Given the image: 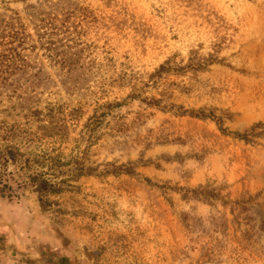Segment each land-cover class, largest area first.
<instances>
[{
  "label": "rangeland",
  "instance_id": "374dc122",
  "mask_svg": "<svg viewBox=\"0 0 264 264\" xmlns=\"http://www.w3.org/2000/svg\"><path fill=\"white\" fill-rule=\"evenodd\" d=\"M0 134V264H264V0H0Z\"/></svg>",
  "mask_w": 264,
  "mask_h": 264
},
{
  "label": "trees",
  "instance_id": "16d2710c",
  "mask_svg": "<svg viewBox=\"0 0 264 264\" xmlns=\"http://www.w3.org/2000/svg\"><path fill=\"white\" fill-rule=\"evenodd\" d=\"M3 3L6 4L7 1H3ZM120 105H121L120 103H115V106H120ZM107 107H113V106L112 104H108ZM106 114L107 112L106 113L102 112L100 114H97L96 112L89 121L95 120L97 122H101L102 119L106 116ZM190 114L191 116H202L196 112H191ZM88 124L89 125L87 127L90 126V122ZM220 128L221 130L225 131L223 127ZM235 135L241 139H247L246 134L235 133ZM22 156H23L22 153L16 147L5 143L3 135L0 134V194L4 195L6 193H11V188L8 185V179L7 177H5L6 175L3 173L4 171H6V168L10 162L18 163L19 165L23 167L26 166L28 168L29 165L28 163L25 162ZM41 165H43V168L46 169V171H50V172H52L57 167V164L54 159L50 160L49 165H46V163H41ZM34 178H40L38 172H36ZM42 184L43 186H40L42 189H46L49 186V184L44 183V181L42 182ZM34 185H37V183H35ZM9 195L11 196V194Z\"/></svg>",
  "mask_w": 264,
  "mask_h": 264
}]
</instances>
